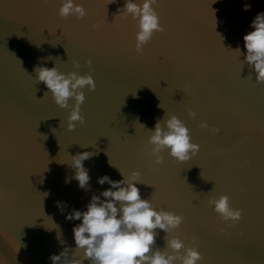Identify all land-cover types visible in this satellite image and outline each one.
I'll use <instances>...</instances> for the list:
<instances>
[{"label":"water","instance_id":"1","mask_svg":"<svg viewBox=\"0 0 264 264\" xmlns=\"http://www.w3.org/2000/svg\"><path fill=\"white\" fill-rule=\"evenodd\" d=\"M124 2L83 0L85 17L62 18L60 0H0V264H52L65 247L79 256L72 227L80 221L65 217L110 186L98 177L122 179L119 169L139 170L142 198L184 217L169 236L196 246L198 264H264V83L233 50L244 51L264 0H157L164 31L142 52L137 21L118 12ZM54 63L96 82L83 89L84 120L73 130L70 109L35 79V65ZM164 114L199 144L189 160L165 149L156 164L148 154V129ZM84 151L93 155L83 161L90 187L81 188L68 161ZM220 194L242 209L240 220L213 211L208 199ZM156 232L153 247L164 249L167 234Z\"/></svg>","mask_w":264,"mask_h":264},{"label":"clouds","instance_id":"2","mask_svg":"<svg viewBox=\"0 0 264 264\" xmlns=\"http://www.w3.org/2000/svg\"><path fill=\"white\" fill-rule=\"evenodd\" d=\"M156 3L157 0H125L123 9L118 10L137 21V52L143 51L155 32L164 31L154 7ZM249 7L248 4L244 5L245 10ZM57 14L62 18H83L87 15V9L83 0H60ZM250 28L243 35L244 51L239 46L233 50L243 56L242 64H247L255 72V81L264 83V11L257 12L250 21ZM47 59L54 58L49 56ZM86 63L91 64V60ZM74 65L78 68L79 62H74ZM33 71L35 79L46 85L48 91L45 94L50 93L61 108L70 109L66 118L67 129L73 130L75 122H83L84 117L80 113V106L85 100L83 89L87 87L89 91H94L96 88L91 73H65L57 68L56 63L52 67L37 64ZM70 99L74 100L73 104H69ZM158 106L161 107V104ZM189 115L195 116V113L190 111ZM200 126L209 127L207 121H201ZM148 130L150 135L147 142L151 145L148 154L156 164L163 162L160 153L165 149L169 156L180 162L189 160L199 151L200 146L192 140L190 129L174 114H164ZM92 155V152L84 151L71 156L72 159L68 161L75 169L73 178L81 188L90 187V176L83 161ZM109 163L113 164L110 160ZM119 171L122 175L120 180H113L107 174L98 177L97 183L103 185L107 182L110 186L98 195L93 193L83 210L74 208L67 213L66 219L80 221L72 227L74 250H78L80 255L77 256L73 250L70 253L69 247H65L58 254L50 255L52 264H61L62 261L63 264H84L85 260L89 264H176L177 260L180 264H198L202 253L196 246H186L178 236H169L180 227L184 217L164 208H156L151 199L142 198L138 187V183H143L139 170L133 169L128 174ZM65 182L70 181L66 178ZM208 204L224 221L232 223L242 217V209L232 207L227 194L209 197ZM57 206L63 211L67 202L57 201ZM156 229L167 234L164 249L153 247ZM60 242L64 243L63 240Z\"/></svg>","mask_w":264,"mask_h":264},{"label":"snow or ice","instance_id":"3","mask_svg":"<svg viewBox=\"0 0 264 264\" xmlns=\"http://www.w3.org/2000/svg\"><path fill=\"white\" fill-rule=\"evenodd\" d=\"M143 183H145L144 181H142Z\"/></svg>","mask_w":264,"mask_h":264}]
</instances>
